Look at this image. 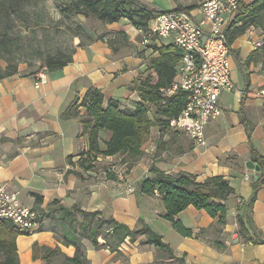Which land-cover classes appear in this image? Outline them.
Wrapping results in <instances>:
<instances>
[{"label":"crops","instance_id":"0c3cea01","mask_svg":"<svg viewBox=\"0 0 264 264\" xmlns=\"http://www.w3.org/2000/svg\"><path fill=\"white\" fill-rule=\"evenodd\" d=\"M142 1L164 4L166 12L179 5L193 6L190 13L197 21L203 19L201 5L205 0ZM255 1L244 0V4ZM141 37L140 30L127 20L108 24L106 31L92 33L85 42L75 39L72 61L60 70H48L47 82L41 87L35 85L39 70L32 64H18L17 71L0 82V182L18 192L21 204L30 209L35 208L40 196L42 209L58 201L69 208L99 211L131 230L144 221L174 254L173 258L154 246H141L145 239L141 236L135 242L127 238L114 252L108 247L88 248L91 264H182L180 260L185 264H264V244L245 243L238 223L240 216L248 232L264 240V185L254 204L249 205L253 184L260 175L251 165H257L256 157L264 156V47L255 49L253 45L264 38L262 30L251 29L230 46L234 91L221 93L223 112L207 126L206 146H196L183 131L155 126L130 170L131 161L124 154L95 157L92 153L93 167L84 168L90 162H84L90 153V138L81 121L87 111L82 103L90 91L102 92L105 108L114 100L122 109L135 111L141 102L137 85L147 80L149 61L159 57L155 48L170 43L158 40L143 49ZM0 66L5 70L8 64ZM75 104L77 110L73 112L79 115L64 118ZM112 137V132L100 131L101 151L108 148ZM152 166L168 175L188 173L199 184L224 177L234 189L224 202L226 225L214 226L217 219L190 206L176 220L195 232L205 229L208 233L203 238L179 234L162 217L165 207L157 191L148 195L141 190ZM109 168L124 173L125 180L114 173L106 176ZM217 242L223 249L215 247ZM35 244L60 247L68 257L75 255V248L63 245L53 232L38 231L18 237L20 264H47L41 258L34 260Z\"/></svg>","mask_w":264,"mask_h":264},{"label":"trees","instance_id":"16d2710c","mask_svg":"<svg viewBox=\"0 0 264 264\" xmlns=\"http://www.w3.org/2000/svg\"><path fill=\"white\" fill-rule=\"evenodd\" d=\"M194 8L179 5L176 10L190 12ZM163 12L154 5L148 6L140 0H66L61 7L62 16L69 22L73 15H83L86 18L94 15L98 21L105 24L127 20L133 27L143 32H146L150 22ZM71 24L74 27H69L70 30L77 28L76 30L80 32L76 34L78 39L82 36L85 39H91L92 33L76 23ZM251 29H260L264 33V0H256L249 5L242 4L233 27L227 31L228 44L231 46L237 37ZM2 40L6 39L2 38ZM155 51L159 53V57L149 61L147 80L137 85L136 89L141 96V102L135 111L122 109L120 103L114 100L109 101L105 108L104 96L98 89H92L82 103L87 111L81 121L84 133L90 138V153L84 161L89 162L90 159L89 164L84 167L86 170L93 167L91 161L93 154L95 157L127 155L131 161L128 166L130 170L136 159L142 155V147L148 141L151 129L155 126L161 130L170 129V120L177 118L183 111L187 102L185 92L180 91L170 98L163 97L160 92L161 89L170 87L177 79L182 51L171 42L155 48ZM72 53L73 51L69 55L59 53L57 57H49L46 61L47 70L56 71L64 68L72 61ZM17 67L18 64L11 62H8L5 70L0 67V82L12 76L17 71ZM73 110H77L76 104L64 114V118L79 115ZM100 131L113 133L108 148L104 151L99 148ZM248 137L251 140L249 129ZM255 160L260 168V175L253 184V195L249 205L254 204L264 185V156L256 157ZM150 174V177L141 184V190L148 195L158 192L165 207V214L162 217L172 223L179 234L189 238H203L208 233L205 229L195 232L176 220V217L190 206L204 210L210 217L217 219L214 226L226 225L227 208L224 202L234 194V189L224 177H213L199 184L193 175L188 173L168 175L154 166L151 167ZM42 203V197L37 196L34 210L38 213V220L41 223L40 232L44 231L45 224L48 223L50 226L48 231L53 232L56 239L63 245L73 246L75 255L68 257L60 247H40L35 244L33 246L34 260L41 258L47 264H52L53 259L62 258L64 264H91L87 258L88 248L99 250L108 247L114 252L127 238L135 242L141 236L145 237L140 242L141 246H154L174 258L171 247L144 221H140L138 227L131 230L113 218H106L99 211L88 212L78 206L69 208L58 201L42 209ZM238 223L239 236L245 243L264 244V240L248 232L246 223L240 216H238ZM20 236H30V234H22L13 222L0 219V264H20L17 249V239ZM99 239H103L104 243H101ZM214 245L218 249H223V245L218 242ZM39 252H41L40 255L37 254ZM180 262L185 264L182 260Z\"/></svg>","mask_w":264,"mask_h":264},{"label":"built area","instance_id":"2783aa9c","mask_svg":"<svg viewBox=\"0 0 264 264\" xmlns=\"http://www.w3.org/2000/svg\"><path fill=\"white\" fill-rule=\"evenodd\" d=\"M244 0H205L201 5L203 19L186 11H168L154 18L146 32H141L140 45L148 49L158 40H169L182 51L178 77L168 88L161 89L163 97L170 98L182 91L187 94L181 114L169 122L170 129L183 131L196 146L207 145V126L222 115L219 106L221 93L234 91L231 75V49L227 31L233 27ZM255 49L264 47V38L253 44ZM47 68L35 76L36 87L47 82ZM122 181L124 173H116ZM133 190L128 187V192ZM158 193V192H157ZM0 219L13 222L22 234L40 231L41 223L34 209L24 207L18 192L0 182Z\"/></svg>","mask_w":264,"mask_h":264},{"label":"rangeland","instance_id":"374dc122","mask_svg":"<svg viewBox=\"0 0 264 264\" xmlns=\"http://www.w3.org/2000/svg\"><path fill=\"white\" fill-rule=\"evenodd\" d=\"M64 3L66 0H0V65L8 62L32 64L40 71L47 68L49 57H57L59 53L69 55L76 47V34L80 33L77 28L70 30L69 27H74L71 23L89 33L106 31L108 24L98 21L94 15L89 18L73 15L72 20L67 21L61 14ZM154 6L166 12L164 4ZM80 41L85 42V37L82 36ZM45 226L44 231L50 229L48 223ZM54 264L64 262L58 258Z\"/></svg>","mask_w":264,"mask_h":264},{"label":"water","instance_id":"95a60500","mask_svg":"<svg viewBox=\"0 0 264 264\" xmlns=\"http://www.w3.org/2000/svg\"><path fill=\"white\" fill-rule=\"evenodd\" d=\"M252 169H255L257 172H260V168L257 165H251Z\"/></svg>","mask_w":264,"mask_h":264}]
</instances>
